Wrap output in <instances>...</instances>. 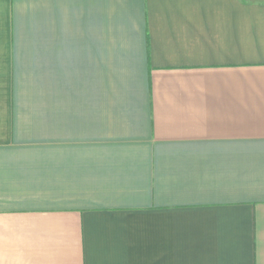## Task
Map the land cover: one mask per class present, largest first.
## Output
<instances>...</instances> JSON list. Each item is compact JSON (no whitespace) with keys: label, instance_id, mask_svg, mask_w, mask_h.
I'll return each mask as SVG.
<instances>
[{"label":"crops","instance_id":"0c3cea01","mask_svg":"<svg viewBox=\"0 0 264 264\" xmlns=\"http://www.w3.org/2000/svg\"><path fill=\"white\" fill-rule=\"evenodd\" d=\"M0 264H264V0H0Z\"/></svg>","mask_w":264,"mask_h":264}]
</instances>
